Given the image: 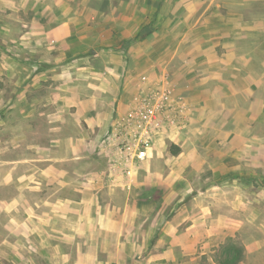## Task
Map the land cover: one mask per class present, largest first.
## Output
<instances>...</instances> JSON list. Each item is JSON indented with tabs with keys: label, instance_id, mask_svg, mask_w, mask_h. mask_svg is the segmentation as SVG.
Wrapping results in <instances>:
<instances>
[{
	"label": "crops",
	"instance_id": "1",
	"mask_svg": "<svg viewBox=\"0 0 264 264\" xmlns=\"http://www.w3.org/2000/svg\"><path fill=\"white\" fill-rule=\"evenodd\" d=\"M23 1L0 0V17L23 23L18 50L41 55L42 79L55 66L72 72L53 77L69 93L77 132L63 158L51 157V146L60 147L52 144L0 161V231L17 239L8 243L13 255L0 249V259L221 264L240 251L238 264H255L263 257L264 0H31L41 9L21 18ZM172 5L187 14L168 15ZM147 8L159 13L147 17ZM133 39L136 46L123 47ZM135 52L147 63L130 69L120 56ZM165 75L182 103V128L156 140L131 185L107 162L98 170L92 156L106 153L140 90L159 88ZM63 100L54 94L41 106ZM64 111L47 118L61 121Z\"/></svg>",
	"mask_w": 264,
	"mask_h": 264
},
{
	"label": "rangeland",
	"instance_id": "2",
	"mask_svg": "<svg viewBox=\"0 0 264 264\" xmlns=\"http://www.w3.org/2000/svg\"><path fill=\"white\" fill-rule=\"evenodd\" d=\"M15 0H12V3ZM17 3V2H16ZM24 6L18 7L19 12L16 14L25 18L27 13L34 9H41V5L35 6L30 0L23 1ZM244 8L253 10V2L247 1L243 3ZM49 8L51 14L57 12L56 8L52 6L50 1ZM168 15L187 14V9L184 5L169 6L166 7ZM166 11V12H167ZM189 12V11H188ZM146 13V12H145ZM159 8H147V17L157 16ZM189 13L194 14L195 11L191 9ZM8 16V15H7ZM23 23L12 21L8 17H0V161L10 160H23L31 156H36V149H30L31 146L37 145H52L60 144V147L54 145L51 146V157L54 159L63 158L66 156L65 143L66 139L75 136L77 132L76 123L73 118L75 108L71 101H67L68 91H59L56 88L57 85H61L62 81H57L56 74H66L69 77L71 71H58V67L55 66L53 73H50V78H43L41 75V55L26 52V50L19 51L22 47H19V31L22 28ZM15 32V33H12ZM18 36V37H17ZM140 41V40H139ZM137 40H129L127 44H123V47L128 45L136 46ZM22 46V45H21ZM120 60L125 61L130 69H133L137 64L147 63L146 57L135 52L128 56H120ZM31 64H34L31 67ZM56 73V74H55ZM53 77V78H52ZM100 88L106 93L104 84H100ZM54 94H59L64 97L63 103L51 104L49 107L43 109L41 100L48 98ZM37 101L34 102L33 100ZM24 100V101H23ZM28 100V102H25ZM34 107V113L28 114V110ZM63 119H52L51 112L55 109H63ZM50 114L51 119L47 118V112ZM61 113V112H60ZM65 119V120H64ZM61 128V131H53ZM103 136L101 137V141ZM97 152V150H96ZM94 163L97 162L98 170H104L105 162H107L106 153L97 152V156L93 155ZM59 164H57L58 166ZM66 165L59 166L63 168ZM66 168V167H65ZM67 168L72 169L71 165ZM24 165H21L17 171L18 175H22L25 172ZM9 170V165H6L2 169L4 171ZM8 236V234H7ZM4 232L0 231V241L3 242V246L0 249L6 254L9 259V255H13L12 250L8 243L11 240H17L13 236L6 237ZM6 240V243H4ZM18 250V249H17ZM24 250V249H22ZM255 259V260H254ZM255 264H264V256L253 258ZM4 261V262H3ZM9 261L0 259V264Z\"/></svg>",
	"mask_w": 264,
	"mask_h": 264
},
{
	"label": "built area",
	"instance_id": "3",
	"mask_svg": "<svg viewBox=\"0 0 264 264\" xmlns=\"http://www.w3.org/2000/svg\"><path fill=\"white\" fill-rule=\"evenodd\" d=\"M182 123V103L175 96L168 75L159 88L141 89L132 107L116 122L114 133L105 144L110 171L131 185L138 166L152 158L156 140L180 128Z\"/></svg>",
	"mask_w": 264,
	"mask_h": 264
},
{
	"label": "trees",
	"instance_id": "4",
	"mask_svg": "<svg viewBox=\"0 0 264 264\" xmlns=\"http://www.w3.org/2000/svg\"><path fill=\"white\" fill-rule=\"evenodd\" d=\"M170 152H173V147L170 148ZM240 251H234L233 255L228 256L225 261L221 264H238L240 259ZM229 255V254H228Z\"/></svg>",
	"mask_w": 264,
	"mask_h": 264
}]
</instances>
